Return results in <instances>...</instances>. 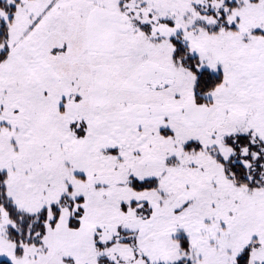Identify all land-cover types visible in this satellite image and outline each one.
<instances>
[{"label": "snow or ice", "instance_id": "1", "mask_svg": "<svg viewBox=\"0 0 264 264\" xmlns=\"http://www.w3.org/2000/svg\"><path fill=\"white\" fill-rule=\"evenodd\" d=\"M0 264H264V0H0Z\"/></svg>", "mask_w": 264, "mask_h": 264}]
</instances>
